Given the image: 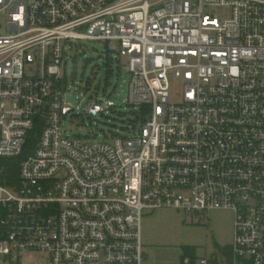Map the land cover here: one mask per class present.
Here are the masks:
<instances>
[{
	"label": "built area",
	"instance_id": "2783aa9c",
	"mask_svg": "<svg viewBox=\"0 0 264 264\" xmlns=\"http://www.w3.org/2000/svg\"><path fill=\"white\" fill-rule=\"evenodd\" d=\"M228 6L222 19L208 7ZM65 41L127 59L139 131L71 136L80 115L62 76ZM174 80V81H173ZM175 81L178 82L176 85ZM115 106L104 95L89 116ZM0 264H142L145 210L234 212L233 241L200 264H264V0H0Z\"/></svg>",
	"mask_w": 264,
	"mask_h": 264
},
{
	"label": "rangeland",
	"instance_id": "374dc122",
	"mask_svg": "<svg viewBox=\"0 0 264 264\" xmlns=\"http://www.w3.org/2000/svg\"><path fill=\"white\" fill-rule=\"evenodd\" d=\"M209 11L225 19L232 15L228 6H211ZM109 58V59H108ZM110 61L111 72L106 62ZM127 59L107 55L102 42L65 41L61 64L62 76L75 96L81 99L70 104L80 115L64 119V128L71 136L83 140H113L130 137L139 131L141 120L127 103L129 73ZM174 81V80H173ZM176 85L178 82L175 81ZM107 95L115 104L107 113L89 116L85 108ZM139 111V110H138ZM234 212L230 209H213L199 218L174 208L145 210L142 217V264H200L203 257L221 256L230 248L234 234ZM49 253L30 250L21 253L19 261L48 264Z\"/></svg>",
	"mask_w": 264,
	"mask_h": 264
},
{
	"label": "trees",
	"instance_id": "16d2710c",
	"mask_svg": "<svg viewBox=\"0 0 264 264\" xmlns=\"http://www.w3.org/2000/svg\"><path fill=\"white\" fill-rule=\"evenodd\" d=\"M109 57V56H108ZM109 59V58H108ZM109 60L106 62L107 71L111 72ZM147 108H141V113L137 112V119H144ZM141 117H143L141 119ZM41 132V123H36L34 130L27 138L26 144L22 152L12 158H0V185L17 187L19 185V170L22 161L35 148Z\"/></svg>",
	"mask_w": 264,
	"mask_h": 264
},
{
	"label": "water",
	"instance_id": "95a60500",
	"mask_svg": "<svg viewBox=\"0 0 264 264\" xmlns=\"http://www.w3.org/2000/svg\"><path fill=\"white\" fill-rule=\"evenodd\" d=\"M76 97H68V100H74Z\"/></svg>",
	"mask_w": 264,
	"mask_h": 264
}]
</instances>
